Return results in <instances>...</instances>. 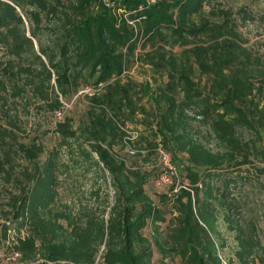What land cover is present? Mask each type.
Wrapping results in <instances>:
<instances>
[{
  "label": "trees",
  "instance_id": "obj_1",
  "mask_svg": "<svg viewBox=\"0 0 264 264\" xmlns=\"http://www.w3.org/2000/svg\"><path fill=\"white\" fill-rule=\"evenodd\" d=\"M207 1L0 0V176L10 180L16 160L24 162L12 178L16 192L8 198L10 215L0 222V244L7 231L25 230L10 244L24 264H95L100 247L102 264H149L152 246L161 258L177 257V264H222L212 238L216 203L236 180L223 170L240 171L264 157V43L254 48L239 30L258 19L246 5L204 11ZM162 31L191 46L179 53L166 49ZM155 36L162 44L143 53L163 79L150 98L153 133L172 161L184 155L192 191L161 193L157 202L143 186L158 169L127 166L113 149H122L124 112L136 110L134 88L145 94L147 87L122 81V67ZM195 71L205 75L204 85ZM87 86L98 90L86 93L85 117L76 125L66 114L55 120L54 146L19 140L29 116L56 115L64 100ZM199 127L218 149L201 144ZM82 164L103 178L107 173L110 201L99 211L86 205L55 210L58 177ZM251 166L264 175V167ZM99 188L88 194L97 196ZM167 198L168 218L161 206ZM147 223L149 237L141 233Z\"/></svg>",
  "mask_w": 264,
  "mask_h": 264
},
{
  "label": "rangeland",
  "instance_id": "obj_2",
  "mask_svg": "<svg viewBox=\"0 0 264 264\" xmlns=\"http://www.w3.org/2000/svg\"><path fill=\"white\" fill-rule=\"evenodd\" d=\"M207 4L203 5V10H207V6L221 4L223 6H230L236 8L240 5H246L249 9L255 12L258 19L253 21H247L239 27L242 36L246 37L247 44H252L254 48L263 47L264 43V0H208ZM261 15V17H260ZM191 18L197 19L195 15ZM209 28H212L210 24ZM162 31L165 40V48L171 50L174 53H179L181 49L191 46V44L181 45V39L175 35L168 34ZM174 39L176 41H174ZM257 40L260 42L254 44ZM161 40L155 36L147 42L144 47H137L132 55L126 58L124 67L120 73L122 81L130 80L137 84H146V93L138 91V86L134 88L137 93H133L132 99L135 102L136 110L133 114L128 116L124 112V125L136 130L138 137L134 140L136 148L146 147L148 149L153 148L157 143L160 145L161 142L157 136L154 135L153 129L155 127L153 114L154 109L150 100L153 89L156 85L162 83V80L156 72H154L143 59V53L145 51L152 50L156 45H161ZM260 50H262L260 48ZM195 78L198 80L200 85H204L206 77L204 74H198L195 71ZM87 88L88 91H97L98 87L87 86L80 87L79 90L73 94L68 100H64L63 108L60 111V116L49 115L40 113L38 116L31 115L29 120L23 125L24 128L19 140L29 142L31 139L42 142L45 150L54 146L57 142L56 135L53 134L52 126L55 120L62 117L63 114L69 115L74 120V125L77 124L79 119L85 117V110L87 105L86 93L81 91ZM126 111V110H125ZM38 125V126H37ZM198 128V127H197ZM202 127H199L200 130ZM48 130V131H44ZM198 134V139L205 147L215 150L219 148L218 142L212 136L205 135L204 131ZM246 136H248L246 134ZM163 146V145H162ZM113 149L122 155L125 164L127 166H137L141 170V164L150 162L154 164V155L149 150L147 156H129L126 155L122 149L118 148V145H114ZM63 151H60V153ZM45 157V154L41 155V159ZM184 159L183 154H179L173 158V162L176 165L180 175L184 176L182 169V162ZM60 160H64V157H60ZM12 171L13 176L18 174L20 166L18 165ZM256 167H264V157L258 156L253 159V164ZM251 165L241 166V170L237 171L235 167H226L223 170L225 173L231 174L236 180L232 182L228 189L225 191L224 197L220 196L222 200L221 205L216 203L215 218H214V234L212 238L216 244V254L222 264H264V175L258 173L257 169ZM155 170L156 167H151ZM150 168V169H151ZM248 168V171H245ZM157 169V168H156ZM148 170V169H144ZM158 171V170H157ZM148 181L143 186L144 191L157 202L158 194H171L165 186L155 184V176L153 173ZM239 174V175H238ZM240 176V177H237ZM8 181L4 180L0 176V222L5 220L10 210L8 205L9 195L16 192L13 179ZM57 196L54 202L55 210L63 209L64 206H68L75 211L82 205L92 207L94 210L99 211L102 205L106 203L105 200L110 201L111 191L107 185L108 175L104 172V178L102 172L90 168L84 170V165L69 167L58 177ZM240 178V179H239ZM106 181V184L103 183ZM100 184V188L97 196L88 194V190L91 187H95ZM172 201L167 198L166 202L162 204V209L165 212V217L168 218L171 215ZM10 212V211H9ZM167 228L166 222L159 223V229L165 231ZM151 226L147 223L142 229L141 233L147 237L150 235ZM25 230L7 231V239L1 241L0 244V264H24L20 261L16 254H14L10 248L11 240L16 235L22 236ZM242 240V244H240ZM101 249L98 250L95 256V264H102ZM152 254L149 264H177V257H165L161 258L157 249L151 247ZM239 253V254H238ZM263 260L261 262L260 260ZM34 262H28L26 264H33Z\"/></svg>",
  "mask_w": 264,
  "mask_h": 264
},
{
  "label": "built area",
  "instance_id": "obj_3",
  "mask_svg": "<svg viewBox=\"0 0 264 264\" xmlns=\"http://www.w3.org/2000/svg\"><path fill=\"white\" fill-rule=\"evenodd\" d=\"M81 91L87 94L91 93L87 88ZM56 115L60 116V111L56 112ZM119 128L122 131L121 147L126 155L145 157L149 150L152 151L154 155V164H152L151 161L149 163L145 162L144 164H141V167L144 169L156 167L158 169L154 179L156 185L165 186L171 194L179 192L180 189H184L188 190L192 195L187 179L183 175H180L176 165L172 161L171 153L167 149L159 143H157L152 149L146 147L136 148L133 142L138 137V132L126 125H120ZM119 158L125 163L123 157L120 156Z\"/></svg>",
  "mask_w": 264,
  "mask_h": 264
}]
</instances>
